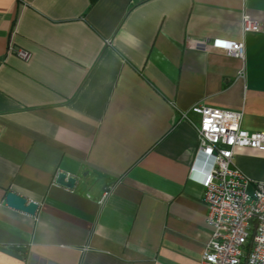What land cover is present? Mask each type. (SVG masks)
<instances>
[{"label": "crops", "instance_id": "1", "mask_svg": "<svg viewBox=\"0 0 264 264\" xmlns=\"http://www.w3.org/2000/svg\"><path fill=\"white\" fill-rule=\"evenodd\" d=\"M243 15L264 25V0H0V247L26 248L0 264H200L213 160L190 109L264 132V33L242 34ZM233 164L248 193L264 182V152Z\"/></svg>", "mask_w": 264, "mask_h": 264}, {"label": "built area", "instance_id": "2", "mask_svg": "<svg viewBox=\"0 0 264 264\" xmlns=\"http://www.w3.org/2000/svg\"><path fill=\"white\" fill-rule=\"evenodd\" d=\"M242 34L264 33V25L242 16ZM211 48L228 57L244 58L242 41L214 39ZM28 60L29 54L17 51ZM190 112L199 117L195 129L197 153L212 158L213 164L202 180L207 207L205 222L211 231L200 264H264V182L247 192L249 181L234 166L237 149L264 152V132L241 128L242 113L197 104Z\"/></svg>", "mask_w": 264, "mask_h": 264}, {"label": "water", "instance_id": "3", "mask_svg": "<svg viewBox=\"0 0 264 264\" xmlns=\"http://www.w3.org/2000/svg\"><path fill=\"white\" fill-rule=\"evenodd\" d=\"M55 183L72 190L77 184V179L72 176L68 177L65 173H58L55 178ZM5 201L8 207L31 216L34 215L38 209V205L35 202L27 201L26 198L13 192H8L6 194ZM0 251L19 259L21 255L26 252V248L24 246L9 247L6 249L0 247Z\"/></svg>", "mask_w": 264, "mask_h": 264}, {"label": "trees", "instance_id": "4", "mask_svg": "<svg viewBox=\"0 0 264 264\" xmlns=\"http://www.w3.org/2000/svg\"><path fill=\"white\" fill-rule=\"evenodd\" d=\"M97 0H90L91 4H94Z\"/></svg>", "mask_w": 264, "mask_h": 264}]
</instances>
